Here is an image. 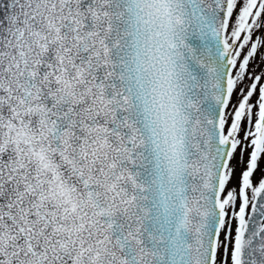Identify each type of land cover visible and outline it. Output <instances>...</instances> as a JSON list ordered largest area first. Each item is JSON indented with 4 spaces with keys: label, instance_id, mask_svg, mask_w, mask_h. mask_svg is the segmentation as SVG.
I'll return each instance as SVG.
<instances>
[{
    "label": "snow or ice",
    "instance_id": "snow-or-ice-1",
    "mask_svg": "<svg viewBox=\"0 0 264 264\" xmlns=\"http://www.w3.org/2000/svg\"><path fill=\"white\" fill-rule=\"evenodd\" d=\"M0 264H264V0H0Z\"/></svg>",
    "mask_w": 264,
    "mask_h": 264
}]
</instances>
